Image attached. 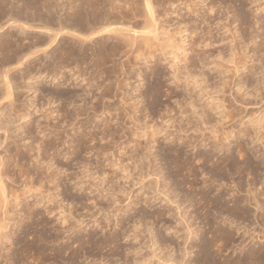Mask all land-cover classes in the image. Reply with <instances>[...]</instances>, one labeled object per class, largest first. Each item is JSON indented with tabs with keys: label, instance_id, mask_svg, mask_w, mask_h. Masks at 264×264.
<instances>
[{
	"label": "rangeland",
	"instance_id": "obj_1",
	"mask_svg": "<svg viewBox=\"0 0 264 264\" xmlns=\"http://www.w3.org/2000/svg\"><path fill=\"white\" fill-rule=\"evenodd\" d=\"M44 1H46V0H42V2H44ZM65 1L66 0H61L59 2L62 3ZM160 1L161 0H159V2ZM215 1L218 3V5L221 4V6L223 8L230 6L229 12H230V20L232 19V24H233L232 27H233L234 31L237 29L234 32V35H236L235 37L233 35V32L225 34V36H228V37L233 36L235 39L228 38V40L224 41L221 44L219 43V45L215 46V48L217 50L221 49L220 51L226 53L227 56L226 55L224 56V57H226L225 59L229 58L228 57L229 56L228 54L230 53L229 51L237 48V50L239 52L237 50H235V52H236V54H239V56H236V58H240L239 61H237V62L242 61L241 63L243 64L245 62L244 60H248V65H247L248 69L241 68V73L239 74L241 77L239 75H237L236 77H233L231 73H227V71L225 69L226 68H233L232 67L233 65L228 64V63H226L227 64L226 65L224 62H223V64L226 65L225 69H223L224 68L223 67L222 69L216 70L214 68V66L211 65V66H209L210 69L207 70V68L203 69L201 64H199V65H197V68L195 70L190 65V61L193 59L194 56L191 53V51L189 50L190 46H187V49H188L187 59L188 60L187 61L182 60V62L180 64V71L182 72V74L180 76L181 83L178 84V88H175V86L171 85V82H169L168 70L164 67L165 66L164 62H160V60H158V59H156L155 61L153 60V62L150 64V66H151L150 68L152 69V71L154 69V72L152 73L146 67L143 68L141 62L137 63L138 61L133 59V58H135V56H134L133 58H131L130 64H128L127 66L124 67L125 68L124 70H126V69L128 70V71L126 70V72H127L126 76L121 75L122 72H121V70L119 71L120 68L118 67L117 70H118L119 74H117V72H116V73H113L112 76L101 75L102 79L101 78L97 79V81L103 80V77H104V79L107 80V77H108V80L109 79H111V80L108 82L105 80L104 83L105 84L107 83L106 85L102 82L103 87H105V90H108L109 87H111V88H109V90L113 89V91H110L109 93H108L109 90L105 91L108 94L103 92V90H104L103 87L100 91L96 90L95 91L96 93L94 92V96H96V97H98L101 93L104 96H105V94H106V96L109 95L108 97L105 96L104 99L101 100L102 102L101 101L98 102L99 104L101 103L100 106H98L99 104H97L96 99L95 100L92 99V102H91V99H88L87 100V101H89L88 105H87V103L85 105V103L83 101L85 98H83V100L81 99V97H83V96L76 97V95H82V93L84 94L86 84L83 83L81 79L76 80V77L73 78V76H75L74 73L75 74H77V73L81 74V72H82V75L83 76L85 75L84 77L87 79V77H89L88 73L90 74L91 71L94 69L91 67L93 64H95L94 61L98 63L97 59L91 55V51L87 50V48H86V52H87L86 55L84 57H81V56L77 57L76 60L71 59L70 58L71 56L70 57L65 56L64 58H62L63 54L68 55V53L66 51L69 49H67V47L68 48H71L72 46L77 47L81 43L80 42L82 40L81 38H80V41H79V38H77V40L79 41L78 42L79 44H78L77 40L73 41L74 38L76 39V36H74L71 32H68V31L66 33L62 32L63 35L61 33H60L61 35L59 34L60 36L58 37V39L54 43V45L52 47L47 48V47H44L45 45H43V43H42L43 40H45V42H46L47 39H45V38H48V40H47L48 42L50 40L48 37L49 35L45 32H39V31L38 32H35V31L34 32H28L31 34L30 35L31 37L28 34V37L26 39L24 38L25 36L23 37V36L17 34V36L18 35H19V37L21 36L20 38L22 40L25 39L24 43L21 42V44L25 45V46L23 45L24 48L25 47L28 48L29 46L32 47L34 44L36 46L41 45V43L43 46H41L42 48L41 47L39 48L38 46L36 47L34 45L38 49V52H37V49H35V51L33 50L34 52H32V54L30 55L32 58L28 57L29 61L27 63H25L23 65V67H21V65L18 66L17 64L16 65L15 64H13V65L12 64L11 65H5L4 64V66L0 64L1 65L0 72L2 71L3 67H5V69L3 68V70H8V67L11 70L10 74L12 76L10 75L11 76L10 81H12V84H13V88H12L13 96L11 98H7V96H5L3 93V89L5 88V84L0 82V91H1L0 94L1 93L3 94V95L2 94L0 95V128H1V126L3 128L6 124L5 122H8V121L10 122V125H12V121L17 119V117H19L20 115H26L27 113L31 114L30 118L27 120H23V121L22 120H20V121L16 120L17 124H15V125L10 126V125H8L9 122L7 123L8 127L11 128V129H9L10 130L9 133H12V134H9L11 137H9V140L6 141L5 144H3L2 148H0V156L2 155V157L4 156L5 158H8V157L12 158L13 159L12 161L15 160L12 163V165H10L11 167H10L9 177H10L11 181L9 180L8 181L9 183H7L8 188H9L8 191L10 190L9 193H11V194L15 193V195L19 194V196H21L22 198L23 197L27 198V199L23 200L24 204L22 203L17 208L18 211L21 208H23L25 205H26L25 207L27 209H28V207L33 209L35 202L40 199V194L38 193L39 192L38 191L39 186H37V187L35 186L34 189L38 188V190H33V192H31V195L27 194L26 191L23 190V188L25 186V183H28L30 180L36 179V177H37L36 175H34V168L35 167H32V165H34V162H36V160L33 158L37 157L35 154L36 153L35 152L36 151L35 146L39 143L42 144V148L43 149L45 148L48 150L47 151L44 149V153H43L44 155L42 154V157H41L43 159L42 163H45V162L47 163L49 156L53 159H56V160L52 159V162H53V164L56 163L57 165L55 164V166L53 168H51V170H49L48 174L51 173L49 175H52V177L58 178V186L59 185L60 186L58 188L59 197H58L57 201L59 202V204H61L60 199H63V197L65 198L62 200V201L65 200L64 201L65 203L63 202V204H65V206L63 205L62 207H64L65 211L70 212V210H71L70 213L66 212L65 215H66V217L68 214H69L68 217L71 216L70 218H68V221L70 220V223L72 224V227L74 228V231L71 229L69 230V229L62 228L59 225L60 221H57L60 219V217L58 215H56V214H53L51 216H49L48 214L45 215L43 205L46 201H44L40 206L35 207L33 209L34 213L37 214L36 216L32 217L33 219L30 218L28 221L29 214H27V213L24 214L22 212H20V214L17 215L18 217L17 216L14 217L15 221H17L16 220L17 218L19 221L20 220L19 218H21V216H22L23 220L21 219L20 223H24V224L27 223L30 228L29 227L27 229L26 228L23 229L21 227L19 228L18 226H16L18 224L12 225V227L10 226L8 228L10 231L8 234L13 235V238L11 236V238L13 240L11 239V246H10V244L5 245L6 250H4V252H2L3 254L1 253V255H3L4 257L1 256L2 259L0 257V264H11V263H13L14 260L19 261L20 259L18 256H19V252H20V246L17 244V241L19 239H25L27 243H31L34 239V235H36L35 236L36 237V243L38 244V246L41 247L43 249V251H45L44 258H45L46 263L44 262V264H68V263L72 264V262H73V264H101V263L102 264H133L134 260L137 259V261H140L142 258H144L142 260H146V262L143 264H171L169 262V260H173V259L175 260L173 262L181 264V262H182L181 259L183 260V257H185L184 256L185 252L183 251L184 248H188V251L190 254L189 256H186V258H184L185 259L184 261H187L188 259H190V260H188L189 263L198 264L197 262L199 261V259L197 260V258H200L199 253H200V247L202 246L201 237L204 236L205 240L211 241V240H209L211 238H208V237H211L212 235L208 234L209 233V227L205 225L207 221L212 223V229H213L212 231L213 232H216L217 230H221V229L222 230L228 229L227 231L231 232V234L233 236V237H231V241H230L231 243H229L230 245L228 244L229 246L226 248L227 250L225 249V251H222V249H223L222 247H215L216 249L214 247L211 248V250L213 249L211 253H212L214 258L216 257L215 259H216V261L218 260L219 264L224 258H228L230 260H237V258L239 259V258H242L244 256L247 257L246 254H248L249 251H252L254 249L256 250V249L262 248L264 250V235H263L264 231L262 232V230H261V228L262 229L264 228V222H263L264 221V219H263V217H264V203H263L264 202V195H262L260 193V192H262V189L264 192V184H263L264 183L263 182L264 181V179H263L264 178V170H263L264 165L261 168H257V164H255L253 166V169H250V170L246 169L244 172V169L247 167V165H246L243 158H242V160H240V157L238 155L239 154L238 145L244 144L246 141V144H247L246 148H249V152H250V153L248 152V156L250 158L252 157V159L255 157L254 158L255 161H254V159H253V161L256 163H257V161L258 162H262V161L264 162V160H263V158H264V155H263L264 154V147H263L264 141H262L261 143L260 142L257 143L256 140L253 142L250 137L249 138L247 136L241 137V135H238L239 134L238 131L240 132L241 129H242V131H247L250 129L249 131H251V133L253 135L254 134L253 132H255V131H253V129L250 127L253 126V124H255V122L254 123L251 122V123H253L251 125L249 121H254L258 117H259L258 119H262V117H264V98H263L264 97V86H263L264 85V70L262 68H259L260 70H258L257 74L254 75L253 78L250 75V73H248L252 69L253 66H255L256 64L259 63V62H256V63L252 62L253 61L252 55H254V54H258V58H260L259 56H262L260 58V63L263 62V63H261V65H263L262 67L264 68V46H263L264 45V41H263L264 35L261 34V32L264 33V0H256V2H254V0H215ZM157 6H158V11H159L158 14L160 15V18H163L166 20V18H164V15H163V13L165 12L163 10H165L167 8L166 7L167 6L166 0H162L160 2V5L158 4ZM223 8H222V11L223 10L225 11V9H223ZM234 12L236 13V18L240 17L237 19H239V20L241 19L242 21L237 22V19L236 20L233 19V16L235 15ZM40 14H41V16L44 15V13H42V12H40L39 15ZM237 14H238V16H237ZM65 17L67 18V16H65ZM172 18H174V20H175V17H172ZM3 19L4 18H2L0 20V28H1V26H4L5 23H7L6 19H4L6 21L3 23V21H4ZM256 19H257V21L260 20L259 26L262 27V29H263V30L262 29L260 30L261 32L260 31L258 32L259 34H257V31H256L258 26H257V28H256V26L255 27L253 26V22L255 23ZM2 23H3V25H2ZM18 25L20 26V24H17V26ZM245 26L249 27V29L246 28ZM250 26H252L251 29H250ZM246 29L248 30V32L245 33ZM14 32L18 33V28H16V29H8L7 28L4 31H0V35H7V33L9 34V33H14ZM245 34L249 35V37L250 36H252V37L257 36V38H259V39H257V38H256V40H253L252 38L248 39L247 38L248 36ZM260 34H261V36H259ZM213 35L216 37L217 40L220 37V36H218V34H216V31L213 32ZM71 36L73 37V39ZM243 37L245 38V40H249V42L244 41ZM37 38H39V39H37ZM37 40L42 41V42L37 43ZM189 40H191V39H189ZM189 40H188V45L190 44ZM251 40H252V42H251ZM32 42H34V43L32 44ZM250 42H251V44H250ZM87 43L88 42L84 43V46L87 47L89 45ZM110 43L112 44L111 41H110ZM26 44H28V46ZM64 46H65V48L63 51H65V53L62 51V49H63L62 47H64ZM257 47L260 50L257 49ZM46 48H47V53L49 52L50 55L47 54L46 51H44ZM57 48H58V51L60 48V52H62V53L58 52ZM215 48H214V54L213 55L216 57L218 53L216 52ZM241 48H243V49H241ZM50 49L52 50L51 52H50ZM89 49H90V47H89ZM241 50H243V51H241ZM256 50H257V52H256ZM35 52H37L38 54H36ZM33 53H35L37 56L35 54L33 55ZM52 53H53V55H52ZM54 53H55V56H54ZM56 53L57 54L60 53V55L62 54L61 55L62 59L59 58L60 55L58 56ZM45 54H47V56ZM4 55H6V54H4ZM51 55L54 57L51 58L52 57ZM245 55H247V56H245ZM6 56H8V55H6ZM90 56H92V57H90ZM122 56L123 55L117 56L118 62H120V60H121V62L126 61L125 58L127 59V57L123 56V59H122ZM68 58H70V59H68ZM79 58L82 60L80 61ZM113 59H117V58H113ZM211 59H213V58H211ZM82 61L83 62L85 61V62L83 63ZM114 61H116V60H114ZM53 62H55V63H53ZM106 62H107L106 67L108 69L106 67H103L102 68L103 70H104V68H105V70L106 69L109 70L110 67L111 68L113 67L114 63L109 64V62H111L110 59H107ZM47 63H48V65H47ZM260 63L257 65V69H258ZM43 64H44V66H43ZM49 64H52L53 67H52V65H49ZM74 64L76 66H74ZM117 64H119V63H117ZM77 65H79V66H77ZM224 65H222V66H224ZM29 66H30V69H32V73H33L32 76L33 77L31 76L29 79L25 78V79L19 80V81L13 80L17 76L21 75L20 70H17V69H19V67H20V69L24 70V69H26V67H29ZM133 66H134V68H133ZM49 67L51 69H54L56 67L55 68L56 69L55 74L58 77L56 79V81L51 77H44L43 78L41 76V70L40 69H42V72H43L46 70L45 68H49ZM73 67H75L76 70L75 69L73 70ZM116 68H117V66H116ZM129 68H131V69H129ZM140 68L142 70L146 71V72L144 71L145 74L147 73L145 76L146 82L144 81L145 87L143 88L142 91H144V89H146V86H147V88L153 87L152 89L158 90L157 92L154 91L155 98L154 97H152V98H146L145 97L146 99L145 98L143 99L144 103L142 104V107H141V105L139 106L138 114L136 115L137 119H139L138 121L141 122V124L144 122L146 114H147L146 117L149 116L146 120L149 126H153V125L157 124L158 128H154L157 131L156 134L154 135V136H156V137H154V139H156L157 141L153 144L152 143L149 144L147 142L148 141L147 139H150L149 137L154 134V132H153L154 130L153 131L147 130V136L148 137L146 136V137H143L140 139H138L137 137H132V136L128 137L129 134L126 130L128 128H131L132 125L129 123L130 121L128 120V118L123 117V108L127 109L126 105L123 106V104H122L123 102L122 101H121L122 103L119 102L121 100L120 97H122L124 94L125 95L126 94L132 95V97H134V98L136 96H138L137 91H135L136 87L139 86L138 85L139 83H138L137 78H136V73ZM185 69L192 71L191 73L193 76L194 75L198 76V74H200L201 71H203L202 73H205V74L207 73L206 75H207L208 81H206V83H205L206 86H204V87H208L207 90L209 92L208 91L207 92L210 93L209 95L211 97L214 96L216 101L211 99V97L207 98L205 96L199 95L198 91H193L191 86L188 88L187 84L184 82L185 81L184 77H186L185 76ZM95 70H96V68H95ZM131 70H133L135 72H133ZM37 71L40 73H38ZM87 71H89V72H87ZM129 71H130V73L131 72L133 73V74L131 73L132 76L130 75V73H128ZM13 72H15V73H13ZM46 72L47 71L43 72V73H45L44 76L46 75ZM260 72H261V74H259ZM262 72H263V74H262ZM37 74L39 76H41L42 78H39V76ZM109 75H111V74H109ZM134 75H135V77H134ZM247 75H249V77H250V83L248 84V88H247L248 90H246L247 92L242 90L240 93L237 90V86L233 87L234 84H232V83L237 82L235 84H239V82L241 80L245 81L244 79H246ZM133 77L136 79H133ZM128 78H129V80H128ZM115 79H117V80H115ZM125 80H127L126 83H124ZM14 81L16 82V84ZM113 81L114 82L116 81V82L113 83ZM117 81L120 82V85H119V82H117ZM224 82H228L226 87H224ZM98 83L100 84L101 82L98 81ZM110 83H111V85H110ZM117 83H118L119 87L117 86ZM254 83H255V85H254ZM256 83H258V85H261V86H259L260 89ZM29 85L34 86V87L39 86V89L41 88L42 90L46 91L45 94L50 92L51 94L53 93L54 96L57 95L56 96L57 101H58V98L60 101L56 102V104L54 106L50 107L48 105L47 108L45 106V109H40L41 103L43 105V102L46 103V100L43 99L42 96H40L41 95L40 92H38V94H33V91L28 92ZM112 85H115V86H112ZM122 85H123V87L120 88V86H122ZM220 86H221V88H220ZM216 87H217V90L214 89ZM251 87L252 88L254 87L253 89L255 91H253V89ZM117 88L118 89L120 88V89H122V91L123 90H125V91L122 92L121 90H118ZM218 88H220V89H218ZM261 89H262V91H259L260 93L256 92V91L261 90ZM219 90L220 91L222 90L224 93L222 94V91L220 93H218L217 91H219ZM190 92L191 93L195 92L193 95L194 98H192L193 100L195 99V101H197V99H198V101L196 103L198 114H200V115L203 114L201 112L202 109L200 111L199 105H201V104L206 105V102H207V105H209V106L211 105L212 102H214V103H212L213 107H214V105H220L221 104L220 106H222L223 110H224L223 114L228 113L227 118H225V116L224 117L222 116V118H220L219 117L220 115H218V113L216 115L215 111H214V113H211V111L209 113V119L211 118L210 121L212 122L211 125H215V126L217 125L216 127L220 126L218 129V131H220L219 139L225 138V133L227 135V134H231L233 131V135H230L227 138V140L224 141V139H223V142H221V140H220L221 144L222 143H224V144H222V145L219 144L220 143L219 140H218L219 143L218 142L216 143V141H217L216 140L214 142V143H216L215 146L217 144L219 146L217 145L218 147L216 146L213 149L214 143H212L213 141H211L212 139H210L208 132L203 131L204 134H201V133H203V132H201V130H204V128H206L205 125H203V126L199 125L200 128H202V129H200V132L199 131L196 132L193 130L194 125L192 123H194V121L196 119L193 116H191L192 113L189 111L190 108L188 107V104H186L187 102L190 103L189 102L190 100H188V99H190V94H191ZM215 92H216V94H215ZM245 92L248 93L249 96L254 92L257 97L253 93L254 95L252 94L251 95L252 97L250 96V98H249V96L247 97L248 94L246 95ZM115 93H116V97H115ZM171 93L173 95H170ZM196 93L198 94V96L196 95V97H195ZM243 93H245V94H243ZM62 94H64V96H72V97L74 96V99H72L71 101L75 100L76 102L75 101H73V102L75 103L76 106H78L80 104L79 107H82L84 110L88 109L89 113H91L90 112L91 110H89V108L93 107L92 105H95V107L98 106V108L99 107L103 108V109L97 110L99 114H101V110L107 111L109 109V113L107 111V114L109 116L107 114H105V115L103 114L102 119H103V121L105 120V122H103V121H97L96 122L95 118L93 119L94 121L88 122L87 121L88 115H86L84 113L82 115H80L79 117L78 116H71L73 114L72 109H73L74 103L72 102L71 105H68V102H69L68 100L65 99L62 101L61 99L64 98V96ZM117 94H118V96H117ZM168 94H169V96H168ZM260 94L261 95L263 94V96H261ZM61 95L63 98H61ZM111 95H113V96H111ZM242 95H243V97H242ZM244 95H246V97ZM200 96H201V98H200ZM254 96H255V98H254ZM105 98H106V100H105ZM122 98H124V96ZM216 98H219V99L217 100ZM234 98H236V101ZM209 99H210V101H209ZM242 99L245 101H243ZM176 101L180 102L181 108H179V106L177 107V104H175ZM184 101H186V102H184ZM199 101H200V103H198ZM240 101H242L244 103L243 107L241 105L243 103L242 102L240 103ZM232 102H235V103H232ZM89 103H90V105H89ZM146 105L148 107L153 108V109L150 112H148L150 110V109H148L147 111H144L145 112L144 113L142 111L144 110L143 107H145ZM127 107H128V105H127ZM51 108H53L55 111V113L53 115L50 114ZM115 108H116V110H115ZM119 108H121V109H119ZM188 108H189V110H188ZM236 108H238V109H236ZM167 109L173 110V112L171 114L168 113L169 115L167 113L165 114V112H167ZM40 110H41V112H40ZM46 111H47V113H46ZM106 111H105V113H106ZM185 111H187V112L185 113ZM232 111H234V112H232ZM183 112H184V114L181 115V113H183ZM234 113L236 116L231 117V115ZM143 115H145V116H143ZM163 116L166 117L165 118L166 120H169V119L171 120V118L173 117L170 124L168 125L169 128H167V129L165 128V127H167V125L166 126L161 125V119L164 118ZM245 116L249 117V118L251 117L252 119L246 118ZM45 117L47 119H45ZM90 117H92V114L90 115ZM190 117H193L195 120L190 118ZM234 117H237V118H234ZM238 117H240V118H238ZM202 118H203L202 119V121H203L204 120L203 115H202ZM188 119H189L190 123L192 122L191 124H189L187 122ZM232 119H235V120L233 121ZM239 119L242 120V122L245 124H242L241 121H239ZM107 122H108V124H107ZM37 123L42 124L41 126H44L46 128V134L44 133L45 134L44 136L39 134L40 131L37 130V128H36ZM186 123H187V125H186ZM195 123H196V121H195ZM216 123H218V124H216ZM105 124H107V126ZM179 124H180V126L183 124L182 127H179ZM19 125L22 126L21 131H19V130L17 131V126H19ZM191 125H193L192 128L190 127ZM104 128H107L106 132L108 131L107 132L108 135L105 133L107 138H108V139L106 138V140H105L107 142L102 141V143H97L98 146L93 148L91 151L89 149H87L88 147H92L94 144H96V142L91 143L89 141L90 140L89 137L92 134H94V132L98 131L99 129L102 130ZM124 128H125V130H123ZM179 128H180V131H184L182 129V128H184L186 132H184V133L181 132L182 133L181 134L179 132ZM187 128H189V129H187ZM190 128H191V130H190ZM121 129L123 130V134L121 132L122 131ZM114 131H116V132H114ZM236 131H237V133H236ZM29 132H30V134H29ZM257 132H259V131H257ZM125 133H127V134H125ZM15 134H16V136L19 135V137L16 140H15V137H16ZM112 134H114V135H112ZM124 135L126 136V138H124ZM175 135H176V137H175ZM6 136H7V134H6ZM83 137L86 138V139L84 138L85 141L82 139ZM109 137L114 138V140L112 138H109ZM80 139L84 142V144L81 142ZM133 139H134V142H133ZM177 139L178 140L182 139V141L183 140L184 141L182 143L180 140L178 141ZM4 140H5L4 130H0V142H3ZM240 140H242V141L240 142ZM15 141H17V142H15ZM189 141H191L189 143L191 145H187V144L184 145L185 143H187ZM85 142L88 144L86 145ZM24 146H26V147H24ZM221 146H223L224 148ZM171 149H172V151H171ZM176 150L183 151V152H181L182 153L181 155H183L182 160H186V161L188 160V162L190 164L189 170L184 168L183 169L184 172H183L182 169H178L174 165L170 164L173 161H175V159H176V157H174V156H176L175 155ZM5 152H6V154H5ZM45 152H46V154H45ZM172 153H174V155ZM143 154H145V155H143ZM205 154L207 156L211 157L210 160L212 162L209 161V162H206V164H205L204 161H200L201 158H203ZM64 155H67V156L64 157ZM141 155L144 157L139 158V157H142ZM169 155H171V156L169 157ZM136 157H138V158H136ZM146 157H147V159L149 157V159L147 160ZM227 157H228V159H226ZM163 158H164V161L162 160ZM171 158L172 159L174 158V159L172 160ZM231 158L234 159L238 164L240 162V164H239L240 167L243 164L242 171L244 173L243 172L240 173V172L236 171L235 169L231 168V160H232ZM198 159H200V160H198ZM224 159H226V160H224ZM170 160H172V162ZM142 161H144V162H142ZM226 161H228V162H226ZM217 163L222 164V165L218 164V165H221V169H222V171H220V173H218L219 171H217L215 169V167L218 166ZM212 164H214V165H212ZM57 166H58V168H57ZM173 166L176 168V172H175V169L173 168ZM19 169L20 170L27 169L28 171H30L32 173L33 178L27 177V176H25V174L19 173L20 172ZM55 169H57L56 170L57 172L55 171ZM58 169L59 170L61 169V171H59ZM193 169L195 170V172ZM122 170L125 172H123ZM262 170H263V172H262ZM58 171L62 175L59 174L58 176H56L59 173ZM152 171H153V173L150 175L149 173H151ZM180 171H182V172L180 173ZM254 171H256V172H254ZM101 172L103 174H106V175L101 177V175H100ZM191 173H193V175ZM48 174H46V171H45V177L47 179H49ZM99 175L101 178L99 177ZM176 175H178V176H176ZM180 175H182V176H180ZM123 176H124V179H123ZM216 176H217V178H216ZM167 177H169V178H167ZM194 177H195V179H194ZM210 177H211V179H210ZM28 178L30 179L29 181H28ZM170 178H171V180H170ZM252 179H255V181H257L256 182V184H258V185H256L257 188H256V186L250 185L254 182V180H252ZM251 180L253 182H251ZM261 180H262V182H261ZM183 181H184V183H183ZM206 182H208V183H206ZM212 182H213V184H212ZM217 182H219V183H217ZM238 182H239V184H241V187H243V188L240 187L241 190H238V185H239ZM186 183H187V185H186ZM188 183H191V185ZM34 185H38V184H34ZM48 186L49 185H45V187H46L45 190H48V188L50 189L51 186L53 187L52 184L50 185V187H48ZM52 187H51V193L54 194L56 192L54 191V189ZM252 187H254V188H252ZM101 189L105 190V192L102 191ZM108 190H110L109 193H108ZM118 190H123L125 192V194L124 193L121 194L120 192L118 193ZM252 190H254V191H252ZM42 191H43V189H42ZM168 191H169L168 195L170 196V198L174 199L175 202L176 201L180 202L178 205H182L181 206L182 208L180 206H179V208H177V204H175V203L174 204L176 206L175 205L172 206L173 204L166 202L167 200L162 195L164 193L167 194ZM248 191H250V192H248ZM256 192L258 194H255ZM36 193H38V194H36ZM247 193H251V194L254 193L255 195L254 194H253L254 196L251 194L247 195ZM259 194H261L263 197H261V195H260V198H259L258 197ZM127 195H129V196H127ZM186 195H188V196H186ZM202 195L207 196V198H208L207 200H209V201H207L208 203H205L200 199L202 197ZM256 195H257V199L255 198ZM114 196H116V197H114ZM196 196H201V197L199 198ZM247 196L248 197L253 196L257 200V201L255 200V203L257 205H259V204L260 205L257 207L254 202H252V204H255V205L250 204V201H253V199H254L253 197H252V200H251V197L248 198V201L250 200L248 203V201L246 200ZM173 197H175V198H173ZM188 197H189V199H188ZM176 198H177V200H176ZM178 198L179 199L181 198L182 200L181 199L178 200ZM93 200H94V202H92ZM233 201H235V202H233ZM58 202H57V206H58ZM67 202H69V203H67ZM213 202H214V204H216V202L217 203L219 202L220 204L226 206L227 208L225 210H219L221 208L219 206H217V204L215 206L213 204ZM237 202H239V204L241 205V208H243V207L245 208V210L247 211V214H246L247 216L246 215L243 217L238 216L239 217V219H238L237 215H234L235 216L234 217L231 214H229L228 211L231 210L234 207V203H237ZM150 203H152V204H150ZM203 203L206 205L208 204L207 207ZM11 204L13 205V204H15V202L12 201ZM50 205H53V204L49 203L48 206H50ZM201 205H203V206H201ZM8 206H11V205H8ZM59 206H61V205H59ZM204 207H205V209H202ZM159 208L161 209V211ZM103 209H105V210H103ZM107 209H108V211H107ZM157 211L158 212L164 211V213L163 212L162 213L165 216L160 218V220H158L156 217ZM168 211H169V214L167 213ZM185 213L187 215H185ZM221 214H222V216H221ZM182 215H184V216H182ZM248 215H249V217H248ZM41 217H44V218H41ZM145 217H146V219H145ZM231 218H233V219L231 220ZM42 219H43V221H44V219L46 220L45 221V223L47 224L46 227L45 228L35 227L36 226L35 224L37 223V221L38 220L41 221ZM108 219H109V221H108ZM141 219H142V222H144V223L140 222V224H139L138 222ZM184 219H186L185 221L188 224H186L185 221H182ZM77 220L78 221L80 220L81 222L79 221V223H81L83 225L78 224ZM137 220H138V222H137ZM121 222H122V224H121ZM145 222H147V223H145ZM231 222H232V224H231ZM233 222H234V224H233ZM98 224H99V226H98ZM134 224H139L140 226L142 224L141 229H140V227H138L139 225L136 226ZM185 224L189 225L191 228L193 227V229L196 232L193 229L192 230L197 234L196 235L193 232V236L189 237V240L187 242L188 246L187 245L184 246V244H183L184 239L187 236L186 229L188 227V226L187 227L184 226ZM73 225L77 226L78 229L76 227H74ZM22 226H23V224H22ZM214 226H215V228H214ZM63 227H65V226H63ZM135 227H136V229H134ZM151 227H152V229L150 230ZM172 227L174 230L172 229ZM17 228H19L20 230ZM145 228H147V229H145ZM175 229L177 230V232ZM152 230H153V232H152ZM155 230H156V232H155ZM179 230H180V232H178ZM259 230H261V231H259ZM157 232H158V234H157ZM248 232H249V234H248ZM261 232L263 234H261ZM201 233L204 235H201ZM51 234H53V235H51ZM42 235L43 236L46 235V236L59 237L61 240L60 244L52 246L51 244H47V243L45 244L44 242H39V241H41ZM149 235H150V237H149ZM88 236H92L95 238V240H98V241H108L107 245L110 244V246L106 247V249L105 248L94 249V247H91L90 245L88 246V244H86L85 242L82 244V242L84 240H87ZM134 236H136L137 239ZM183 236H184V239H183ZM152 238H153V241L158 240V244L160 243L159 245H156L155 248L153 245H151L152 244V240H151ZM191 239H192V241H191ZM76 240H82V242L75 245ZM150 240H151V243H150ZM113 241L116 243L111 244ZM116 245H118L117 247H120V248H114ZM220 246H222V245H220ZM85 247L86 248L88 247V248L85 249ZM62 248L64 249L65 252L63 251L62 254H60V252L62 251L61 250ZM241 248H242V250H241ZM52 249L55 252H53ZM74 249H77V251ZM156 249H158L159 251H157V252L155 251L156 256H154L152 252ZM59 250H61V251H59ZM135 250H136V252H135ZM66 251H68V252H66ZM69 252L75 253V255L72 256V258H71V257H69L71 254ZM76 252H77V254H76ZM4 253H6V255ZM54 253L59 254V255L56 257L55 255H53ZM215 253H217V254H215ZM13 257H16V258L14 259ZM4 258L8 259V260H5ZM179 261H181V262H179ZM32 263H33V261L31 262V264ZM18 264H29V263H27V261L25 262L24 260H20V262Z\"/></svg>",
	"mask_w": 264,
	"mask_h": 264
},
{
	"label": "bare ground",
	"instance_id": "obj_2",
	"mask_svg": "<svg viewBox=\"0 0 264 264\" xmlns=\"http://www.w3.org/2000/svg\"><path fill=\"white\" fill-rule=\"evenodd\" d=\"M59 1H61V0H46V1H44V2H42V0H0V20L2 19V18H4V19H6V20H2L3 21V23L6 21L7 23H5L4 24V26H1V28H0V31H4L5 29H16V28H18V33H16V32H14V33H7V35H0V64L1 65H3L4 66V64L5 65H13V64H17L18 66L19 65H21V67H23V65L25 64V63H27L29 60V58L28 57H31L30 55L32 54V52H34L35 51V49H37L36 47L38 46L39 48L41 47V46H43V45H45L44 47H47V48H49V47H52L53 45H54V43L57 41V39H58V37L62 34V32H71L74 36H76V39L74 38L73 39V37H72V39H73V41L74 40H77V38H79V41H80V38L82 39L80 42V44L78 43L79 41L77 40V43L79 44H77L78 46L77 47H75V46H72L71 48H68L67 47V49H69V50H67L66 52L68 53V55L66 54V55H62V58H64L65 56L67 57V56H71L70 58L71 59H77V57H84L85 55H86V48H87V50H90L91 51V55L94 57V58H96L97 59V61H98V63L97 62H95L94 61V63L95 64H93L91 67L92 68H94L92 71H91V73L89 74L88 73V75H89V77H87V79L82 75V72H81V74L80 73H77V74H75L74 73V75L75 76H73V78L74 77H76V80H79V79H81L82 80V82L83 83H85L86 85H85V91H84V94L82 93V95H76V97H78V96H83V97H81V99L83 100V98H85L83 101H84V103H85V105H86V103H87V105H88V102L89 101H87L88 99H91V102H92V99L93 100H95L96 99V101H97V104H99L98 102H100L102 99H104V97L106 96V94H108L110 91H113V89L112 90H109V88H111V87H109L108 88V90H105V87H103V83L105 82V80L106 79H104V77H103V80H98V81H100L101 83L99 84L98 83V81H97V79H100L101 78V75H104V76H106V75H108V76H112V74L113 73H116L117 72V74H119L118 73V67L120 68L119 69V71L121 70V75H124V76H126L127 75V72H126V70H124L125 68V66H127L128 64H130V61H131V58H133L134 56H135V58H133V59H135L136 61H138L137 63H139V62H141L142 63V66H143V68L144 67H146L147 69H149L152 73L154 72V69H153V71H152V69L150 68L151 66H150V64L153 62V60L155 61L156 59H158V60H160V62H164L165 63V68L168 70V77H169V82H171V85H174L175 86V88H178V84L179 83H181V79H180V76H181V74H182V72L180 71V64H181V62H182V60L184 61H187L188 59H187V52H188V49H187V46H190V48H189V50L191 51V53L193 54V59L190 61V65H191V67L192 68H194L195 70H196V68H197V65H199V64H201V66H202V68L204 69H206L207 68V70L208 69H210L209 68V66H211V65H213L214 66V68L216 69V70H219V69H222L223 67V69H225L226 68V63H228V64H231V65H233L232 67L233 68H226L225 70L227 71V73H231L232 74V76L233 77H236L237 75H239L240 73H241V68H245V69H248V67H247V65H248V60H244L245 62L242 64L241 62L242 61H240V62H237V61H239V59L240 58H236V56H239V54H236V52H235V50H237V48L236 49H232L231 51H229L230 53L228 54L229 56V58H227V59H225L226 57H224L225 55H226V53H224V52H222V51H220L219 49L217 50L216 48H215V46H218L219 45V43L221 44V43H223L224 41H226V40H228V38H233V39H235L234 37L236 36V35H234V32L237 30H235L234 31V29H233V27H232V19L230 20V6L229 7H225V8H223L222 6H221V4L220 5H218V3L215 1V0H166V9L165 10H163V11H165L164 13H163V15H164V18H166V20L165 19H163V18H160V15L158 14L159 13V11H158V4L160 5V2L162 1H160L159 2V0H66L65 2H62V3H60ZM254 2H256V0H254ZM157 4V5H156ZM254 4V3H253ZM165 5V4H164ZM222 8L223 9H225V11L223 10L222 11ZM233 8V7H232ZM40 12H42V13H44V15H42L41 16V14L39 15V13ZM224 12V13H223ZM234 16H233V19H237V18H240V17H237L236 18V13L234 12ZM221 15V16H220ZM65 16H67V18L65 17ZM237 16H238V14H237ZM2 17V18H1ZM172 17H175V20H174V18H172ZM257 18V17H256ZM234 21V20H233ZM240 22V21H242L241 19L239 20V19H237V22ZM252 21V20H251ZM255 21V20H254ZM260 21V20H259ZM259 21H257V19H256V22L254 23L253 22V26L255 27L256 26V28H257V26H258V28L256 29V31H257V34H259L258 32L262 29V27H260L259 25H260V23H259ZM3 23H2V25H3ZM7 24V25H6ZM17 24H20V26L18 25L17 26ZM6 25V26H5ZM3 27V28H2ZM38 27V28H37ZM246 27V26H245ZM251 27L252 26H250V29H251ZM253 27V28H254ZM40 28V29H39ZM246 28H248L249 29V27H246ZM245 29V28H244ZM263 30V29H262ZM45 32V33H47L49 36V42L47 41L48 40V38H45V39H47L46 40V42H45V40H43V42L42 41H38L37 40V43L38 42H42L43 43V45H42V43H41V45H31L32 47H28V48H24V44H21V42L22 43H24L25 41V39L28 37V34H29V36L31 35L30 33H28V32ZM216 31V34H218V36H220L219 37V39L217 40L216 39V37L213 35V32H215ZM233 32V35H234V37L233 36H231V37H228V36H225V34L226 33H232ZM246 32H248V30L246 29V31H245V33ZM250 32V31H249ZM261 32V31H260ZM61 33V34H60ZM70 33V34H71ZM244 33V32H243ZM17 34H19V35H21V36H25L24 38L25 39H21L20 37H19V35L17 36ZM60 34V35H59ZM248 34V33H247ZM247 34H245V35H247ZM250 34V33H249ZM261 34H263L264 35V33H262L261 32ZM261 34L259 35V36H261ZM63 35V34H62ZM66 35V34H65ZM251 35V34H250ZM262 35V36H263ZM69 36V35H68ZM244 36V35H243ZM248 37V39H250V38H252L253 40H256V38H257V36L256 37H252V36H250L249 37V35H247ZM31 37V36H30ZM29 37V38H30ZM47 37V36H46ZM28 38V39H29ZM33 38V37H32ZM36 38V37H35ZM264 38V37H263ZM14 39V40H13ZM27 39V40H28ZM37 39H39V38H37ZM189 39H191V40H189ZM243 39H244V41H247V42H249V40H245V38L243 37ZM257 39H259V38H257ZM41 40V39H40ZM188 40H189V42H190V44L188 45ZM263 40V39H262ZM110 41L112 42V44L110 43ZM264 41V40H263ZM86 42H88L87 44H89L87 47L86 46H84V43H86ZM251 42H252V40H251ZM251 42H250V44H251ZM255 42V41H254ZM34 42H32V44H33ZM36 43V44H37ZM110 43V44H109ZM24 45V46H23ZM27 46H28V44H26ZM67 45V44H66ZM249 45V44H248ZM68 46V45H67ZM247 46V45H246ZM264 46V45H263ZM262 46V47H263ZM70 47V46H69ZM89 47H90V49H89ZM42 48V47H41ZM47 48L44 50V51H46V53H47ZM63 49H62V51L64 50V48H65V46L64 47H62ZM214 48L216 49V52L218 53L217 54V56L215 57L213 54H214ZM239 49V48H238ZM241 49H243V48H241ZM257 49H259L258 47H257ZM32 50V51H31ZM34 50V51H33ZM41 50V49H40ZM56 50V49H55ZM260 50V49H259ZM263 50V49H262ZM49 51V50H48ZM52 50L50 49V52H51ZM57 51H58V48H57ZM238 51V50H237ZM241 51H243V50H241ZM255 51V50H254ZM37 52H38V49H37ZM37 52H35L36 54H38ZM43 52V51H42ZM58 52H60V48H59V51ZM64 53H65V51H63ZM213 52V53H212ZM239 52V51H238ZM256 52H257V50H256ZM259 52V51H258ZM35 53H33V55L35 54ZM45 53V52H44ZM60 53H62V52H60ZM60 53L59 54H57L58 56L60 55ZM262 53V52H261ZM4 54H6V55H8V56H6V55H4ZM10 54V55H9ZM35 54V55H36ZM41 54V53H40ZM47 54H49V52L47 53ZM47 54H45L46 56H47ZM89 54V53H88ZM260 54V53H259ZM50 55V54H49ZM48 55V56H49ZM52 55H53V53H52ZM51 55V56H52ZM61 55H60V57L59 58H61ZM118 55H123V56H125V57H127V59L125 58V60L126 61H124V62H121V60H120V62H118L117 60H118ZM262 55V54H261ZM37 56V55H36ZM54 56H55V53H54ZM54 56H52L51 58H53ZM92 56H90V57H92ZM123 56H122V59H123ZM227 56V55H226ZM245 56H247V55H245ZM253 56V63H256V62H259L260 63V58L262 57V56H259L260 58H258V54H254V55H252ZM73 57V58H72ZM32 58V57H31ZM37 58V57H36ZM61 58V59H62ZM70 58H68V59H70ZM113 58H117V59H113ZM211 58H213V59H211ZM44 59V58H43ZM56 59V58H55ZM67 59V58H66ZM80 59V58H79ZM88 59V58H87ZM107 59H110V61L111 62H109V64H111V63H114L113 64V67L111 68L110 67V69L109 70H107L108 68L106 67L107 66V62H106V60ZM120 59V58H119ZM238 59V60H237ZM247 59V58H246ZM74 60V61H75ZM82 59H80V61H81ZM114 60H116V61H114ZM218 60V61H217ZM79 61V62H80ZM92 61V60H91ZM251 61V60H250ZM262 61V60H261ZM39 62V61H38ZM57 62V61H56ZM83 62V61H82ZM85 62V61H84ZM83 62V63H84ZM116 62V63H115ZM134 62V61H133ZM223 62L226 64V65H224L223 64ZM31 63V62H30ZM53 63H55V62H53ZM63 63V62H62ZM68 63V62H67ZM73 63V62H72ZM71 63V64H72ZM93 63V62H92ZM117 63H119V64H117ZM135 63V62H134ZM258 63V64H259ZM261 63H263V62H261ZM261 63H260V65H261ZM77 64V63H76ZM87 64V63H86ZM133 64V63H132ZM258 64H256L255 66H253L252 67V69L248 72V73H250V75L252 76V78H253V76L254 75H256L257 74V72H258V70H260L259 68H262L263 70H264V68L262 67L263 65H259V67H258V69H257V65ZM1 65H0V67H1ZM42 65V64H41ZM47 65H48V63H47ZM49 65H52V64H49ZM73 65V64H72ZM222 65H224V66H222ZM43 66H44V64H43ZM58 66V65H57ZM74 66H76L75 64H74ZM77 66H79V65H77ZM116 66H117V68H116ZM136 66V65H135ZM11 67V66H10ZM15 67V66H14ZM51 67V66H50ZM45 68L46 70L45 71H47L46 72V75L44 76V74L45 73H43V72H45V71H43L42 72V69H40L41 70V76L44 78V77H51V78H53L55 81H56V79L58 78L57 77V75L55 74V72H56V67L54 68V69H51V68ZM52 67H53V65H52ZM103 67H106L107 69V71L105 70V68H104V70L102 69ZM129 67V66H128ZM132 67V66H131ZM4 69H5V67H3ZM3 68H2V71L0 72V82H2V83H4L5 84V88L3 89V93H4V95L5 96H7V98H11L12 96H13V93H12V88H13V84H12V81H10L11 79V74H10V72H11V70L9 69V67H8V70H3ZM18 68V67H17ZM33 68V67H32ZM35 68V67H34ZM42 68V67H41ZM77 68V67H76ZM79 68V67H78ZM95 68H96V70H95ZM133 68H134V66H133ZM251 68V67H250ZM12 69V68H11ZM75 69V67H73V70ZM129 69H131V68H129ZM214 69V70H215ZM261 69V70H262ZM1 70V69H0ZM17 70H20V73H21V75L20 76H17L15 79H13V80H15V81H19V80H23V79H25V78H30L31 76H32V69H30V66L29 67H26V69H20V67H19V69H17ZM58 70V69H57ZM76 70V69H75ZM134 70V69H133ZM133 70H131V71H133ZM194 70V71H195ZM262 70V71H263ZM34 71V70H33ZM90 71V70H89ZM89 71H87V72H89ZM128 71V70H127ZM144 71L145 70H142L141 68L137 71V73H136V78H137V81H138V87H136V89H135V91H137V93H138V96H136L135 98L134 97H132V95H128V94H124L123 96H124V98H122V97H120L121 98V100L119 101V102H121L122 104H123V106L124 105H126V108L127 109H125V108H123V117H125V118H128V120L130 121L129 123L132 125V127L131 128H126L127 130V132H128V134H129V136L128 137H130V136H132V137H137L138 139H140V138H143V137H146L147 136V130H151V131H153L154 132V134L152 135V136H150L149 138L150 139H147L148 141V143L150 144V143H155L157 140L156 139H154V137H156V136H154L155 134H156V130L154 129V128H158L157 127V124H155V125H153V126H149L148 125V123H147V118L149 117H146L147 116V114H146V116L145 115H143V116H145V119H144V122L141 124V122H139L138 120L139 119H137V117H136V115L138 114V109H139V106L141 105V107H142V104L144 103V101H143V99L146 97V98H152V97H154L155 98V94H154V91H158L157 89L156 90H154V89H152V88H147V86H146V89H144V91H142L143 90V88L145 87V76H146V74L144 73ZM223 71V70H222ZM225 71V72H226ZM38 72V71H37ZM36 72V73H37ZM77 72V71H76ZM80 72V71H79ZM133 72H135V71H133ZM146 72V71H145ZM192 71H190V70H187V69H185V76L186 77H184V82L187 84V86H188V88L191 86L192 87V89H193V91H198V94L199 95H201V96H205V97H207V98H210L211 96L209 95L210 93H208L209 91L207 90V88L208 87H204V86H206L205 85V83H206V81H208L207 80V73L205 74V73H202L203 71H201V73L200 74H198V76H196V75H192V73H191ZM13 73H15V72H13ZM38 73H40V72H38ZM84 73V72H83ZM128 73H130V71L128 72ZM132 73V72H131ZM131 73H130V75H131ZM243 73V72H242ZM35 74V73H34ZM59 74V73H58ZM87 74V73H86ZM109 74H111V75H109ZM133 74V73H132ZM259 74H261V72L259 73ZM262 74H263V72H262ZM11 75V76H10ZM38 75V74H37ZM60 75V74H59ZM120 75V76H121ZM39 76V75H38ZM41 76H39V78H42ZM119 76V77H120ZM132 76V75H131ZM240 76V75H239ZM33 77V76H32ZM84 77V78H83ZM134 77H135V75H134ZM133 77V79H136V78H134ZM241 77V76H240ZM112 78V77H111ZM114 78V77H113ZM121 78V77H120ZM102 79V78H101ZM131 79V78H130ZM239 79V78H238ZM34 80V79H33ZM111 79H109L108 80V77H107V82L108 81H110ZM115 80H117V79H115ZM128 80H129V78H128ZM245 81H240L239 82V84H235V83H237V82H234V83H232V84H234V86L233 87H236L237 86V90H238V92H240L241 93V91L242 90H244V91H246V90H248L247 88H248V84L250 83V77H249V75H247L246 76V79H244ZM14 81V82H15ZM29 81V80H28ZM27 81V82H28ZM126 81L127 80H125L124 81V83H126ZM136 81V80H135ZM145 81V82H144ZM103 82V83H102ZM116 82V81H115ZM114 81H113V83H115ZM117 82H119V81H117ZM131 82V81H130ZM227 83L228 82H224V87H226V85H227ZM259 83V82H258ZM258 83H256L257 84V86L259 87V86H261V85H258ZM15 84H16V82H15ZM105 84V83H104ZM107 84V83H106ZM105 84V85H106ZM3 85V84H2ZM32 85V84H31ZM110 85H111V83H110ZM116 85V84H115ZM115 85H112V86H115ZM119 85H120V82H119ZM215 85V84H214ZM254 85H255V83H254ZM117 86H118V83H117ZM209 86V85H208ZM264 86V85H263ZM102 87H103V92H105V91H108V93H106L105 94V96L104 95H102V93L98 96V97H96V96H94V92L97 90V91H100L101 89H102ZM119 87V86H118ZM121 87H123V85L122 86H120V88ZM150 87V86H149ZM158 87V86H157ZM210 87V86H209ZM83 88V89H84ZM107 88V87H106ZM114 88V87H113ZM118 89V90H121L122 91V89ZM220 88H221V86H220ZM220 88H218V89H220ZM252 88V87H251ZM254 88V87H253ZM252 88V89H253ZM215 90H217V87L216 88H214ZM258 89V88H257ZM259 89H260V87H259ZM5 90V91H4ZM115 90V89H114ZM173 90V89H172ZM31 91H33V94H38V92H40V96H42L43 97V99H45L46 100V103L45 102H43V105H42V103H41V108L40 109H45V106H46V108H47V106L49 105L50 107L51 106H54L55 104H56V102H58V101H60L59 100V98H58V101H57V95L56 96H54L53 95V93L51 94L50 92V94L49 93H47V94H45L46 93V91L45 90H42L41 88L39 89V86H30L29 85V88H28V92H31ZM82 91V92H83ZM123 91H125V90H123ZM122 91V92H123ZM188 91V90H187ZM208 91V92H207ZM222 91V90H221ZM220 90L219 91H217L218 93H220L221 92ZM253 91H255L254 89H253ZM259 91H262V89L261 90H258V91H256V92H259ZM1 92V91H0ZM118 92V91H117ZM173 92V91H172ZM237 92V93H238ZM247 92V91H246ZM245 92V93H246ZM19 93V92H18ZM96 93V92H95ZM191 93V92H190ZM195 93V92H194ZM194 93H191L190 94V99H188V100H190L189 102L190 103H186V104H188V107L190 108V110H189V108H188V110L192 113H190L191 114V116H193V117H190V118H192V119H194L195 121H196V123H195V121H194V123H192L193 125H191L190 127L192 128V126H193V130L194 131H199L200 132V129H202V128H200V126L199 125H201V126H203V125H205L206 126V128H204V130H201V132H208V134H209V136H210V139H212L211 141H213L212 143H214L216 140V143L218 142V140H219V142H220V140H221V142H223V139H224V141L225 140H227V138L230 136V135H233V131H232V133L231 134H227L226 135V133H225V138H223V139H219V133H220V131H218V129H219V127L220 126H218V127H216L215 125H211V121H210V119H209V113H210V111H211V113H214V111L216 112L215 114L217 115V113H218V115H220L219 117L220 118H222V116L224 117L225 116V118H227V116H228V113L227 114H223V107L222 106H220V105H214V107H213V104L212 103H214V102H212L211 103V105L209 106V105H207V102H206V105H199L200 106V111H201V109H202V115H203V117H204V120L202 121V115H200V114H198V112H197V101H198V99H197V101H195V99L193 100L192 98H194L193 97V95H194ZM224 92L222 91V94H223ZM245 93H243V94H245ZM250 93V92H249ZM252 93V92H251ZM254 93V92H253ZM252 93V94H253ZM260 93V92H259ZM2 94V93H1ZM0 94V95H1ZM111 94V93H110ZM113 94V93H112ZM198 94L196 93L195 94V97H196V95L198 96ZM215 94H216V92H215ZM214 94V95H215ZM248 93H246V95H247ZM251 94V95H252ZM255 94V93H254ZM253 94V95H254ZM258 94V93H257ZM3 95V94H2ZM59 95V94H58ZM63 96H64V94H62ZM62 95H61V98H63L62 97ZM170 95H173L172 93L170 94ZM246 95H244L245 97H246ZM250 95V96H251ZM261 95V94H260ZM109 95H107L106 97H108ZM111 96H113V95H111ZM117 96H118V94H117ZM126 96V97H125ZM168 96H169V94H168ZM189 96V95H188ZM187 96V97H188ZM201 96H200V98H201ZM209 96V97H208ZM249 96V94L247 95V97ZM250 96H249V98H250ZM255 96H256V94H255ZM255 96H254V98H255ZM261 96H263V94L261 95ZM4 97V96H3ZM35 97V96H34ZM39 97V96H38ZM59 97V96H58ZM79 97V98H80ZM115 97H116V93H115ZM118 97V98H119ZM204 97V98H205ZM214 97V96H213ZM213 97H211V99H213V100H215V97L213 98ZM242 97H243V95H242ZM241 97V98H242ZM244 97V98H245ZM252 97V96H251ZM257 97V96H256ZM60 98V99H61ZM145 98V99H146ZM189 98V97H188ZM243 98V99H244ZM264 98V97H263ZM13 99V98H12ZM28 99V98H27ZM68 100L69 102H68V105H71L72 104V102L73 101H75V100H73V101H71L72 99H74V96L72 97V96H64V98L63 99H61L62 101L63 100ZM217 100L219 99V98H216ZM235 99V101H236V98H234ZM242 99V100H243ZM260 99V98H259ZM81 100V101H82ZM105 100H106V98H105ZM156 100V99H155ZM178 100V99H177ZM202 100V99H201ZM104 101V100H103ZM208 101V100H207ZM209 101H210V99H209ZM212 101V100H211ZM216 101V100H215ZM220 101V100H219ZM218 101V102H219ZM239 101V100H238ZM243 101H245V100H243ZM247 101V100H246ZM76 102V101H75ZM102 102V101H101ZM184 102H186V101H184ZM242 101H240V103H241ZM74 103V102H73ZM198 103H200V101L198 102ZM232 103H235V102H232ZM243 103V102H242ZM246 103V102H245ZM248 103V102H247ZM46 104V105H45ZM92 104V103H91ZM101 104V103H100ZM100 104L98 105V106H100ZM175 104H177V107L179 106V108H181L180 106V102H177L176 101V103ZM12 105V104H11ZM10 105V106H11ZM80 105V104H79ZM79 105L78 106H76L75 105V103H74V106H73V109H72V115L71 116H80V115H82L83 113L84 114H86V115H88L87 116V121L88 122H91V121H94L93 119L95 118V120H96V122L97 121H103V119H102V117H103V114L105 115V114H107V111H108V113H109V109L106 111V113H105V111H102L101 110V114H99L98 113V111L97 110H99V109H103L102 107L100 108H98V106L97 107H95V105H92L93 107H91V108H89V110H91L90 112L91 113H89V111H88V109L87 110H84L82 107H79ZM89 105H90V103H89ZM116 105V104H115ZM127 105H128V107H127ZM153 105V104H152ZM159 105V104H158ZM240 105V104H239ZM242 105V107H243V105H244V103L243 104H241ZM240 105V106H241ZM247 105V104H246ZM13 106V105H12ZM38 106V105H37ZM144 106V105H143ZM105 107V106H104ZM110 107V106H109ZM116 107V106H115ZM168 107V106H167ZM247 107V106H246ZM37 108V107H36ZM35 108V109H36ZM69 108V107H68ZM98 108V109H97ZM235 108V107H234ZM119 109H121V108H119ZM143 111L142 112H144V111H147L148 109H150L148 112H150L153 108H151V107H148L147 105L145 106V107H143ZM226 109V108H225ZM236 109H238V108H236ZM115 110H116V108H115ZM118 110V109H117ZM142 110V109H141ZM186 110V109H185ZM234 110V109H233ZM35 111V110H34ZM58 111V110H57ZM154 111V110H153ZM184 111V110H183ZM38 112V111H37ZM36 112V113H37ZM40 112H41V110H40ZM116 112V111H115ZM147 112V113H148ZM162 112V111H161ZM173 112V110H170V109H167V112H165V114L167 113H169V114H171ZM187 111H185V113H186ZM232 112H234V111H232ZM25 113V112H24ZM45 113V112H44ZM46 113H47V111H46ZM55 113V111H54V109L53 108H51L50 109V114L51 115H53ZM98 113V114H97ZM117 113V112H116ZM145 113V112H144ZM143 113V114H144ZM35 114V113H34ZM92 114V117H90V115ZM164 114V113H163ZM168 114V115H169ZM182 114H184V112L183 113H181V115ZM231 114V113H230ZM229 114V115H230ZM108 115V114H107ZM188 115V114H187ZM211 115V114H210ZM17 116V115H16ZM30 116H31V114H26V115H20L19 117H17V119H15V120H13L12 121V125H15V124H17L16 123V120H18V121H20V120H27V119H29L30 118ZM109 116V115H108ZM233 116H236L235 115V113L234 114H232L231 115V117H233ZM239 116V115H238ZM111 117V116H110ZM118 117V116H117ZM164 117V116H163ZM175 117V116H174ZM185 117V116H184ZM230 117V116H229ZM244 117V116H243ZM246 117V116H245ZM166 117H164V118H162L161 119V125H167V127H165L166 129L167 128H169L168 127V125L170 124V122H171V120H172V118H171V120L169 119V120H166L165 119ZM207 118V119H206ZM234 118H237V117H234ZM238 118H240V117H238ZM242 118V117H241ZM246 118H249V117H246ZM245 118V119H246ZM251 118V117H250ZM249 118V119H250ZM255 118V117H254ZM259 118V117H258ZM256 119V120H254V121H249L250 122V124L252 125L254 122H255V124H253V126H251L250 128H252L253 129V131H255V132H253L254 134L252 135V133H251V131H249V130H247V131H242V129H241V131L239 132L238 131V135H241V137L243 136H247L248 138L250 137L251 139H252V141L254 142L255 140H256V142L258 143V142H262V141H264V117H262V119ZM45 119H47L46 117H45ZM248 119V120H249ZM252 119V118H251ZM149 120V119H148ZM233 121L235 120V119H232ZM21 121V122H22ZM239 121H241V123L242 124H245V123H243L242 122V120H240L239 119ZM9 122V121H8ZM8 122H5L6 124H5V126L2 128V126H1V128H0V130H4V136H5V140L3 141V142H0V148H2L3 147V144H5V142L6 141H8L9 140V137H11L9 134H12V133H9V129H11V128H9L8 127V125H10V122H9V124L7 125V123ZM26 122V121H25ZM83 122V121H82ZM103 122H105V120L103 121ZM189 124H191L190 123V121H189V119H188V121H187ZM216 122V121H215ZM246 122V121H245ZM251 122H253V123H251ZM99 123V122H98ZM173 123V122H172ZM247 123V122H246ZM107 124H108V122H107ZM107 124H105L106 126H107ZM121 124V123H120ZM129 124V125H130ZM181 124V123H180ZM180 124H179V127H182V125L180 126ZM188 124V125H189ZM216 124H218V123H216ZM12 125H10V126H12ZM37 126H36V128H37V130H39L40 132H39V134L40 135H45L46 134V128L44 127V126H41L42 124H40V123H37L36 124ZM104 125V126H105ZM186 125H187V123H186ZM221 125V124H220ZM48 126V125H47ZM244 126V125H243ZM246 126V125H245ZM249 126V125H248ZM121 127V126H120ZM130 127V126H129ZM199 127V128H198ZM13 128V127H12ZM50 128V127H49ZM108 128V127H107ZM107 128H104V129H97L98 131H96V132H94V134H92L90 137H89V141L91 142V143H95L96 142V144H94L92 147H88L87 149H89L90 151L93 149V148H95L96 146H98L97 145V143H102V141H105L106 140V138H107V136H106V134L108 135V131L106 132V129ZM125 128L123 129V130H125ZM191 128H190V130H191ZM249 128V127H248ZM184 131H180V128H179V132L181 133H184V132H186L185 131V129L184 128H182ZM187 129H189V128H187ZM21 131L22 130V126H17V131ZM64 130V129H63ZM122 130V129H121ZM123 130L121 131L122 132V134H123ZM178 130V129H177ZM192 130V131H193ZM234 130V129H233ZM245 130V129H244ZM13 131V130H12ZM257 131H259V132H257ZM14 132V131H13ZM24 132V131H23ZM58 132V131H57ZM114 132H116V131H114ZM204 132L203 133H201V134H204ZM32 133V132H31ZM45 133V134H44ZM106 133V134H105ZM112 133V132H111ZM181 133V134H182ZM236 133H237V131H236ZM6 134H7V136H6ZM29 134H30V132H29ZM115 134V133H114ZM114 134H112V135H114ZM117 134V133H116ZM119 134V133H118ZM121 134V133H120ZM125 134H127V133H125ZM172 134V133H171ZM178 134V133H177ZM259 134V135H258ZM84 135V134H83ZM110 135V134H109ZM167 135V134H166ZM15 136H16V134H15ZM55 136V135H54ZM101 136V137H100ZM123 136V135H122ZM173 136V135H172ZM19 137V135L18 136H16L15 137V140L17 139ZM87 137V136H86ZM100 137V138H99ZM114 137V136H113ZM148 137V136H147ZM175 137H176V135H175ZM84 138L85 137H83L82 139L84 140ZM109 138H112V137H109ZM123 138V137H122ZM124 138H126V136L124 135ZM168 138V137H167ZM247 138V139H248ZM13 139V138H12ZM86 139V138H85ZM108 139V138H107ZM113 140H114V138H112ZM209 139V140H210ZM233 139V138H232ZM250 139V140H251ZM81 140V139H80ZM112 140V141H113ZM173 140V139H172ZM178 140V139H177ZM180 140V139H179ZM178 140V141H179ZM229 140V139H228ZM243 140V139H242ZM242 140H240V142L242 141ZM41 141V140H40ZM85 141V140H84ZM88 141V140H87ZM86 141V142H87ZM136 141V140H135ZM182 143H183V141H182V139L180 140ZM15 142H17V141H15ZM79 142V141H78ZM81 142L84 144V142L81 140ZM85 142V143H86ZM105 142H107V141H105ZM133 142H134V139H133ZM173 142V141H172ZM191 141H189V142H187V143H185L184 145H191V144H189ZM197 142V141H196ZM218 142V143H219ZM221 142L219 143V144H221ZM238 142V141H237ZM76 143V142H75ZM216 143H214V147H213V149L218 145H216L215 146V144ZM239 143V142H238ZM250 143V142H249ZM45 144V143H44ZM88 143H86V145H87ZM112 144V143H111ZM115 144V143H114ZM130 144V143H129ZM128 144V145H129ZM148 144V145H149ZM222 144H224V143H222ZM221 144V145H222ZM237 144V143H236ZM246 144V141H245V143L244 144H239L238 145V152H239V157H240V160H242V158L244 159V161H245V163H246V165H247V167L244 169V172H245V170L246 169H253V166L255 165V164H257V168H261L263 165H264V162L262 161V162H258L257 161V163L256 162H254L255 161V157L253 158L254 159V161H253V159H252V157L250 158L249 156H248V152H249V148H246V146H247V144ZM252 144V143H251ZM65 145V144H64ZM253 145V144H252ZM261 145V144H260ZM140 146V145H139ZM181 146V145H180ZM219 146V145H218ZM217 146V147H218ZM224 146V145H223ZM223 146H221V147H223ZM24 147H26V146H24ZM141 147V146H140ZM146 147V146H145ZM149 147V146H148ZM147 147V148H148ZM152 147V146H151ZM155 147V146H154ZM185 147V146H184ZM189 147V146H188ZM263 147H264V145H263ZM107 148V147H106ZM122 148V147H121ZM144 148V147H143ZM150 148V147H149ZM196 148V147H195ZM224 148V147H223ZM25 149V148H24ZM29 149V148H28ZM45 149V148H44ZM44 149L42 148V144H37L36 146H35V154H36V158H33V159H35L36 160V162H34V165H32V167H35L34 168V175H36L35 177H36V179H33V180H30L29 178H28V183H25V186H24V188H23V190L24 191H26V193L27 194H30L31 195V192H33V190H38V188H39V194H40V199L39 200H37L36 202H35V204H34V206H33V209L35 208V207H38V206H40L44 201H46L45 203H44V205H43V209H44V213H45V215L46 214H48L49 216H51V215H53V214H56V215H58L59 217H60V219L59 220H57V221H60V226L62 227V228H64V229H71V230H73L74 231V228L72 227V224L70 223V220L68 221V218H70V217H68V213H70L71 212V210H70V212L69 211H65V209H64V207H62L63 205L65 206V204H63V202L65 201H62L63 199H65L64 197H63V199H60V203L61 204H59V202L57 201V199H58V197H59V193H58V188H59V186H58V178L57 177H52V175H49V174H51V173H49L48 174V172H49V170H51V168H53L54 166H55V164H53V162H52V159L53 158H51L50 156H49V159H48V161H47V163L45 162V163H42V154L44 153ZM86 149V150H87ZM151 149V148H150ZM219 149V148H218ZM222 149V148H221ZM226 149V148H225ZM228 149V148H227ZM4 150V149H3ZM45 150H47V149H45ZM106 150V149H105ZM118 150V149H117ZM135 150V149H134ZM137 150V149H136ZM147 150V149H146ZM182 150V149H181ZM48 151V150H47ZM169 151V150H168ZM171 151H172V149H171ZM218 151V150H217ZM228 151V150H227ZM4 152V151H3ZM51 152V151H50ZM89 152V151H88ZM99 152V151H98ZM135 152V151H134ZM145 152V151H144ZM148 152V151H147ZM170 152V151H169ZM168 152V153H169ZM176 152V156H174V157H176V159H175V161H173L172 162V160L174 159H172V160H170L172 163H170V164H172V165H174L176 168H178V169H184V168H186L187 170H189V166H190V164H189V162H188V160L186 161V160H182V156L183 155H181L182 153L181 152H183V151H180V150H176L175 151ZM106 153V152H105ZM150 153V152H149ZM165 153V152H164ZM208 153V152H207ZM250 153V152H249ZM5 154H6V152H5ZM34 154V153H33ZM45 154H46V152H45ZM51 154V153H50ZM63 154V153H62ZM163 154V153H162ZM161 154V155H162ZM170 154V153H169ZM173 155H174V153H172ZM209 154V153H208ZM44 155V154H43ZM69 155V154H68ZM100 155V154H99ZM106 155V154H105ZM123 155V154H122ZM143 155H145V154H143ZM149 155V154H148ZM164 155V154H163ZM162 155V156H163ZM252 155V154H251ZM264 155V154H263ZM46 156V155H45ZM56 156V155H55ZM62 156V155H61ZM67 155H64V157H66ZM142 156V155H141ZM165 156V155H164ZM171 155H169V157H170ZM200 156V155H199ZM134 157V156H133ZM144 156H142V157H139V158H143ZM203 157V156H202ZM31 158V159H32ZM56 158V157H55ZM136 158H138V157H136ZM166 158V157H165ZM184 158V157H183ZM210 158L211 157H209V156H207L206 154L204 155V157L203 158H201V160L200 159H198V160H200V161H204L205 162V164H206V162H212L211 160H210ZM145 159V158H144ZM146 159H147V157H146ZM145 159V160H146ZM148 159H149V157H148ZM147 159V160H148ZM170 159V158H169ZM218 159V158H217ZM226 159H228V157L226 158ZM226 159H224V160H226ZM232 159V158H231ZM261 159V158H260ZM13 159L12 158H5L4 156L2 157V155L0 156V257L2 256V257H4L3 255H1V253L2 252H4V250H6L5 249V245L7 244H10V246H11V239L13 238V235L11 234H8L10 231H9V227L11 226L12 227V225H15V224H18V225H16V226H18L19 228L21 227V228H28L29 227V225L27 224V223H20V221H21V219H22V216H21V218H19L20 220L18 221V218L16 219L17 221H15L14 219V217L15 216H17V215H19L20 214V212H22V213H27V214H29V218H28V221H29V219L30 218H32L33 216H36L37 214H35L34 213V210L32 209V208H29L28 206V209L24 206L23 208H19L20 210L18 211L17 210V208L23 203V200H25V199H27V198H25V197H21V196H19V194L18 195H15V193H13V194H11V193H9V191H8V185H7V183H9L8 181L10 180V177H9V174H10V165H12V163L15 161H12ZM45 160V159H44ZM53 160H56V159H53ZM163 161H164V158L162 159ZM167 160V159H166ZM219 160V159H218ZM263 160H264V158H263ZM131 161V160H130ZM168 161V160H167ZM214 161V160H213ZM217 161V160H216ZM137 162V161H136ZM142 162H144V161H142ZM149 162V161H148ZM147 162V163H148ZM188 162V163H187ZM218 162V161H217ZM226 162H228V161H226ZM230 162V161H229ZM243 162V161H242ZM132 163V162H131ZM163 163V162H162ZM203 163V162H202ZM244 163V164H245ZM46 164V165H45ZM151 164V163H150ZM209 164V163H208ZM207 164V165H208ZM215 164V163H214ZM214 164H212V165H214ZM218 164H221V163H217V165ZM239 164H240V162H239ZM239 164L234 160V159H232L231 160V168H233V169H235L236 171H238V172H240V173H242L243 171H242V166H243V164L241 165V167L239 166ZM44 165V166H43ZM57 165V164H56ZM140 165V164H139ZM171 165V166H172ZM222 165V164H221ZM221 165H218L217 167H215V169L217 170V171H219L218 173H220V171H222V169H221ZM226 165V164H225ZM44 168H43V167ZM134 166V165H133ZM142 166V165H141ZM173 166V168L175 169V172H176V168ZM192 166V165H191ZM18 167V166H17ZM145 167V166H144ZM151 167V166H150ZM213 167V166H212ZM57 168H58V166H57ZM172 168V167H171ZM193 168V167H192ZM63 169V168H62ZM84 169V168H83ZM177 169V170H178ZM57 169H55V171H56ZM59 170V169H58ZM148 170V169H147ZM155 170V169H154ZM173 170V169H172ZM194 170V169H193ZM264 170V169H263ZM263 170H262V172H263ZM19 173H21V174H25V176H27V177H30V178H33V175H32V173L30 172V171H28L27 169H24V170H20L19 169ZM45 171H46V174H48L49 175V179H47L46 177H45ZM59 171H61V169L59 170ZM58 171V172H59ZM123 171V170H122ZM253 171V170H252ZM57 172V171H56ZM67 172V171H66ZM123 172H125V171H123ZM174 172V171H173ZM182 171H180V173H181ZM183 172H184V170H183ZM194 172H195V170H194ZM224 172V171H223ZM230 172V171H229ZM243 172V173H244ZM249 172V171H248ZM254 172H256V171H254ZM261 172V173H262ZM99 173V172H98ZM97 173V174H98ZM153 173V171L151 172V173H149L150 175ZM178 173V172H177ZM188 173V172H187ZM190 173V172H189ZM225 173V172H224ZM54 174V173H53ZM62 175L60 172L56 175V176H58V175ZM95 174V173H94ZM175 174V173H174ZM192 175H193V173H191ZM234 174V173H233ZM237 174V173H236ZM250 174V173H249ZM101 177H103L104 175H106V174H103L102 172H101ZM100 175H99V177H100ZM140 175V174H139ZM183 175V174H182ZM182 175H180V176H182ZM188 175V174H187ZM195 175V174H194ZM225 175V174H224ZM223 175V176H224ZM240 175V174H239ZM54 176V175H53ZM73 176V175H72ZM143 176V175H142ZM141 176V177H142ZM148 176V175H147ZM165 176V175H164ZM175 176V175H174ZM176 176H178V175H176ZM190 176V175H189ZM214 176V175H213ZM259 176V175H258ZM261 176V175H260ZM263 176V175H262ZM98 177V176H97ZM98 177V178H99ZM100 177V178H101ZM149 177V176H148ZM147 177V178H148ZM170 177V176H169ZM169 177H167V178H169ZM222 177V176H221ZM220 177V178H221ZM60 178V177H59ZM185 178V177H184ZM193 178V177H192ZM216 178H217V176H216ZM219 178V177H218ZM66 179V178H65ZM123 179H124V176H123ZM174 179V178H173ZM194 179H195V177H194ZM210 179H211V177H210ZM241 179V178H240ZM239 179V180H240ZM264 179V178H263ZM69 180V179H68ZM76 180V179H75ZM170 180H171V178H170ZM213 180V179H212ZM216 180V179H215ZM218 180V179H217ZM222 180V179H221ZM252 180H254V182L252 181ZM251 180V182H253L252 184H250V185H253V186H256V185H258V184H256V182L257 181H255V179H252ZM11 181V180H10ZM143 181V180H142ZM165 181V180H164ZM185 181V180H184ZM184 181H183V183H184ZM193 181V180H192ZM197 181V180H196ZM220 181V180H219ZM223 181V180H222ZM68 182V181H67ZM70 182V181H69ZM103 182V181H102ZM166 182V181H165ZM211 182V181H210ZM226 182V181H225ZM233 182V181H232ZM261 182H262V180H261ZM264 182V181H263ZM76 183V182H75ZM192 183V182H191ZM191 183H188V184H190L191 185ZM196 183V182H195ZM206 183H208V182H206ZM205 183V184H206ZM217 183H219V182H217ZM223 183V182H222ZM259 183V182H258ZM34 184H38V185H34ZM53 185V189H54V191L56 192V193H51V187H50V185ZM81 184V183H80ZM193 184V183H192ZM212 184H213V182H212ZM221 184V183H220ZM236 184V183H235ZM238 184H239V182H238ZM264 184V183H263ZM45 185H49L48 187H50V189L48 188V190H45V188L47 187H45ZM186 185H187V183H186ZM243 185V184H242ZM261 185V184H260ZM22 186V187H23ZM35 186L37 187V186H39L37 189H34L35 188ZM165 186V185H164ZM189 186V185H188ZM208 186V185H207ZM221 186V185H220ZM223 186V185H222ZM65 187V186H64ZM236 187V186H235ZM241 184H239L238 185V190H241V188H243V187H241ZM75 188V187H74ZM191 188V187H190ZM195 188V187H194ZM222 188V187H221ZM252 188H254V187H252ZM251 188V189H252ZM256 188H257V186H256ZM42 189H43V191H42ZM110 189V188H109ZM165 189V188H164ZM172 189V188H171ZM261 189V188H260ZM22 190V191H23ZM41 190V191H40ZM77 190V189H76ZM102 190V189H101ZM174 190V189H173ZM193 190V189H192ZM102 191H104L105 192V190H102ZM109 191L110 190H108V193H109ZM170 191V190H169ZM169 191H168V193L166 194V193H164L162 196H164V198L167 200L166 202L168 203H171V204H173L172 206H174L175 204H177V208H179V206L181 207L182 205H178L180 202H175V200L174 199H171L170 198V196L168 195L169 194ZM197 191V190H196ZM247 191V190H246ZM252 191H254V190H252ZM53 192V191H52ZM114 192V191H113ZM121 193V194H125V192L123 191V190H118V193ZM176 192V191H175ZM174 192V193H175ZM200 192V191H199ZM202 192V191H201ZM240 192V191H239ZM244 192V191H243ZM248 192H250V191H248ZM260 192V191H259ZM262 192H263V189H262ZM262 192H260L262 195H264V192L262 193ZM24 193V192H23ZM22 193V194H23ZM38 193H36V194H38ZM117 193V194H118ZM238 193V192H237ZM246 193V192H245ZM34 194V193H33ZM61 194V193H60ZM157 194V193H156ZM250 195L251 193H247V195ZM254 194V193H253ZM253 194H251V195H253ZM255 194H258L257 192L255 193ZM254 194V195H255ZM261 194H259V198H260V195ZM26 195V194H25ZM171 195V194H170ZM201 195V194H200ZM235 195V194H234ZM253 195V196H254ZM261 195V197H263ZM127 196H129V195H127ZM174 196V195H173ZM176 196V195H175ZM181 196V195H180ZM186 196H188V195H186ZM252 196V197H253ZM50 197V198H49ZM114 197H116V196H114ZM190 197V196H189ZM189 197H188V199H189ZM196 197H201V196H196ZM249 197H251V196H249ZM248 196H247V198H246V200L248 201V198H249ZM252 197H251V200H252ZM22 198V199H21ZM173 198H175V197H173ZM184 198V197H183ZM187 198V197H186ZM220 198V197H219ZM254 198V197H253ZM256 199H257V195H256V197H255ZM253 199V201H250V204H252V202H254L255 203V200L256 199ZM149 199V198H148ZM181 199V198H180ZM179 198H178V200H180ZM185 199V198H184ZM183 199V200H184ZM203 202H205V203H208L207 201H209V200H207L208 198H207V196H204V195H202V197L200 198ZM221 199V198H220ZM67 200V199H66ZM95 200V199H94ZM94 200L92 201V202H94ZM151 200V199H150ZM176 200H177V198H176ZM182 200V199H181ZM218 200V199H217ZM235 200V199H234ZM12 201H14L15 202V204H11V202ZM118 201V200H117ZM142 201V200H141ZM145 201V200H144ZM154 201V200H153ZM187 201V200H186ZM190 201V200H189ZM200 201V200H199ZM201 201V202H202ZM219 201V200H218ZM221 201V200H220ZM237 201V200H236ZM245 201V200H244ZM243 201V202H244ZM249 201H248V203H249ZM257 201V200H256ZM260 201V200H259ZM57 202H58V206H57ZM96 202V201H95ZM126 202V201H125ZM165 202V201H164ZM233 202H235V201H233ZM53 204V205H50V206H48V204ZM65 203V202H64ZM67 203H69V202H67ZM74 203V202H73ZM97 203V202H96ZM95 203V204H96ZM147 203V202H146ZM175 203V204H174ZM183 203V202H182ZM191 203V202H190ZM211 203V202H210ZM225 203V202H224ZM241 203V202H240ZM246 203V202H245ZM247 203V204H248ZM262 203V202H261ZM264 203V202H263ZM24 204V203H23ZM150 204H152V203H150ZM202 204V203H201ZM204 204V203H203ZM212 204V203H211ZM213 204H214V202H213ZM216 204H217V206H219L221 209H219V210H225L227 207L226 206H224V205H222V204H220L219 202L217 203L216 202ZM216 204H214L215 206H216ZM233 204V203H232ZM256 204V203H255ZM255 204H252V205H255ZM259 204V203H258ZM8 205H11V206H8ZM47 205V206H46ZM59 205H61V206H59ZM195 205V204H194ZM204 205H206V204H204ZM208 205V204H207ZM207 205H206V207H207ZM260 205V204H259ZM259 205H257L256 204V206L258 207ZM70 206V205H69ZM92 206V205H91ZM96 206V205H95ZM151 206V205H150ZM171 206V207H172ZM176 206V205H175ZM192 206V205H191ZM201 206H203V205H201ZM250 206V205H249ZM11 207V208H10ZM68 207V206H67ZM193 207V206H192ZM213 207V206H212ZM233 207V206H232ZM243 207V206H242ZM176 208V207H175ZM174 208V209H175ZM182 208V207H181ZM180 208V209H181ZM217 208V207H216ZM248 208V207H247ZM68 209V208H67ZM160 209V208H159ZM165 209V208H164ZM179 209V210H180ZM202 209H205V207L204 208H202ZM218 209V208H217ZM42 210V209H41ZM101 210V209H100ZM103 210H105V209H103ZM114 210V209H113ZM131 210V209H130ZM178 210V209H177ZM207 210V209H206ZM229 210V209H228ZM248 210V209H247ZM107 211H108V209H107ZM110 211V210H109ZM160 211H161V209H160ZM158 212L157 211V214H156V217H157V219L158 220H160V218H162L163 216H165L163 213H164V211H162V212ZM176 211V210H175ZM190 211V210H189ZM37 212V211H36ZM66 212H68L67 214V217H66V215H65V213ZM89 212V211H88ZM105 212V211H104ZM206 212V211H205ZM214 212V211H213ZM229 212V214H231L232 216H234V215H237V217L238 216H241V217H243V216H245L246 214H247V211L245 210V208L243 207V208H241V205L239 204V202H237V203H234V207L231 209V210H229L228 211ZM130 213V212H129ZM168 214H169V211L167 212ZM41 214V213H40ZM153 214V213H152ZM155 214V213H154ZM184 214V213H183ZM192 214V213H191ZM206 214V213H205ZM218 214V213H217ZM42 215V214H41ZM185 215H187L186 213H185ZM212 215V214H211ZM219 215V214H218ZM27 216V215H26ZM182 216H184V215H182ZM220 216V215H219ZM221 216H222V214H221ZM247 216V215H246ZM18 217V216H17ZM56 217V216H55ZM94 217V216H93ZM153 217V216H152ZM186 217V216H185ZM235 217V216H234ZM236 217V218H237ZM248 217H249V215H248ZM257 217V216H256ZM41 218H44V217H41ZM58 218V217H57ZM108 218V217H107ZM135 218V217H134ZM141 218V217H140ZM183 218V217H182ZM191 218V217H190ZM195 218V217H194ZM208 218V217H207ZM33 219V218H32ZM39 219V218H38ZM96 219V218H95ZM143 219V218H142ZM142 219L138 222V220H137V222L140 224V222L141 223H144V222H142ZM145 219H146V217H145ZM187 219V218H186ZM186 219H184V220H182V221H185ZM209 219V218H208ZM233 218H231V220H232ZM238 219H239V217H238ZM248 219V218H247ZM263 219H264V217H263ZM23 220V219H22ZM219 220V219H218ZM230 220V219H229ZM26 221V220H25ZM45 219H44V221H43V219L40 221V220H38L37 221V223L35 224L36 226L35 227H42V228H45L46 227V223H45ZM80 221V220H79ZM79 221L77 220V222H78V224H80V225H83V224H81V223H79ZM85 221V220H84ZM108 221H109V219H108ZM145 221V220H144ZM147 221V220H146ZM221 221V220H220ZM24 222V221H23ZM34 222V221H33ZM76 222V221H75ZM81 222V221H80ZM97 222V221H96ZM95 222V223H96ZM99 222V221H98ZM120 222V221H119ZM186 222V221H185ZM197 222V221H196ZM264 222V221H263ZM20 223V224H19ZM29 223V222H28ZM145 223H147V222H145ZM192 223V222H191ZM214 223V222H213ZM22 224H23V226H22ZM121 224H122V222H121ZM139 224H134V225H136V226H138ZM150 224V223H149ZM186 224H188L187 222H186ZM184 225V226H188L187 227V229H186V231H187V236H186V238L184 239V236H183V239H184V246H186L187 245V242H188V240H189V237L190 236H193V232L195 231L194 229H193V227L191 228L189 225ZM198 224V223H197ZM201 224V223H200ZM231 224H232V222H231ZM233 224H234V222H233ZM32 225V224H31ZM102 225V224H101ZM206 226H208L209 227V233L208 234H211L212 236L211 237H208V238H211V239H209V240H211V241H208V240H205V237L204 236H202L201 237V242H202V246L200 247V258H197V260L199 259V261L197 262L198 264H219V262H218V260L216 261V257L214 258L213 257V255H212V250H211V248L212 247H222L223 249H222V251H225V249L230 245L229 243H231L230 241H231V237H233L232 236V234H231V232H229V231H227L228 229H221V230H217L216 232H213L212 230V223L211 222H209V221H207L206 222V224H205ZM63 226H65V227H63ZM74 226V225H73ZM98 226H99V224H98ZM118 226V225H117ZM141 226H142V224H141ZM141 226L139 225L138 227H140V229H141ZM145 226V225H144ZM193 226V225H192ZM225 226V225H224ZM230 226V225H229ZM260 226V225H259ZM74 227H76L77 228V226H74ZM146 227V226H145ZM171 227V226H170ZM221 227V226H220ZM19 228H17V229H19ZM30 228V227H29ZM149 228V227H148ZM207 228V227H206ZM214 228H215V226H214ZM219 228V227H218ZM261 228V227H260ZM63 229V230H64ZM78 229V228H77ZM134 229H136V227L134 228ZM139 229V228H138ZM145 229H147V228H145ZM152 229V227L150 228V230ZM170 229V228H169ZM172 229H173V227H172ZM171 229V230H172ZM194 231H193V230ZM204 229V228H203ZM20 230V229H19ZM61 230V229H60ZM68 230V231H69ZM174 230V229H173ZM176 230V229H175ZM202 230V229H201ZM243 230V229H242ZM261 230H262V232L264 231V228L262 229L261 228ZM261 230H259V231H261ZM8 231V232H7ZM136 231V230H135ZM145 231V230H144ZM21 232V231H20ZM46 232V231H45ZM139 232V231H138ZM142 232V231H141ZM152 232H153V230H152ZM155 232H156V230H155ZM175 232V231H174ZM176 232H177V230H176ZM178 232H180V230L178 231ZM196 232V231H195ZM194 232V233H195ZM256 232V231H255ZM254 232V233H255ZM261 232V234H263ZM67 233V232H66ZM137 233V232H136ZM169 233V232H168ZM48 234V233H47ZM69 234V233H68ZM152 234V233H151ZM157 234H158V232H157ZM184 234V233H183ZM196 234V233H195ZM248 234H249V232H248ZM260 234V233H259ZM49 235V234H48ZM51 235H53V234H51ZM197 235V234H196ZM201 235H204V234H202L201 233ZM200 235V236H201ZM258 235V234H257ZM264 235V234H263ZM11 236H12V238H11ZM36 235H34V239H33V241L31 242V243H27L26 242V240L25 239H19L18 241H17V244L20 246V252H19V259L20 260H24L25 262L27 261V263H29V264H31V262L33 261V263L32 264H44V262H45V258H44V256H45V251H43V249L41 248V247H39L38 246V244L36 243V237H35ZM153 236V235H152ZM210 236V235H209ZM253 236V235H252ZM135 238H136V236H134ZM149 237H150V235H149ZM198 237V236H197ZM258 237V236H257ZM155 238V237H154ZM161 238V237H160ZM159 238V239H160ZM181 238V237H180ZM199 238V237H198ZM259 238V237H258ZM257 238V239H258ZM134 239V238H133ZM137 239V238H136ZM157 239V238H156ZM13 240V239H12ZM83 240V239H82ZM82 240H76L75 241V245L76 244H78V243H81L82 242ZM111 240V239H110ZM152 240V244L151 245H153L154 246V248H155V246L156 245H159L158 244V240L157 241H153V238L151 239ZM151 240H150V243H151ZM164 240V239H163ZM233 240V239H232ZM60 238L59 237H53V236H46V235H42V237H41V241H39V242H44L45 244L47 243V244H51L52 246L53 245H57V244H60ZM63 241V240H62ZM191 241H192V239H191ZM86 243V244H88V246L90 245L91 247H94V249H96V248H105L106 249V247H108V246H110V244L109 245H107V243H108V241H98V240H95V238L94 237H92V236H88V238H87V240H84L83 242H82V244L83 243ZM13 243V242H12ZM116 242H112L111 244H115ZM166 243V242H165ZM181 243V242H180ZM244 243V242H243ZM229 244V245H228ZM85 245V244H84ZM166 245V244H165ZM220 245H222V246H220ZM118 245H116L114 248H120V247H117ZM167 246V245H166ZM171 246V245H170ZM183 246V247H184ZM188 246V245H187ZM82 247V246H81ZM169 247V246H168ZM181 247V246H180ZM245 247V246H244ZM83 248V247H82ZM88 248V247H87ZM86 247H85V249H87ZM153 248V247H152ZM157 248V247H156ZM165 248V247H164ZM173 248V247H172ZM182 248V247H181ZM55 249V248H54ZM84 249V248H83ZM159 249V248H158ZM158 249H156V250H154L152 253H153V255L154 256H156L155 254V251L157 252V251H159ZM216 249V248H215ZM219 249V248H218ZM53 250V249H52ZM62 250V251H61ZM61 250H59V251H61L60 252V254H62V252L64 251V249L62 248ZM74 250H76L77 251V249H74ZM183 250V249H182ZM194 250V249H193ZM227 250V249H226ZM241 250H242V248H241ZM184 252H185V257H183V260L181 259V261H179V262H181V264H192V263H189V261L188 260H190V259H188L187 261H184L185 259L184 258H186V256H189L190 254H189V251H188V248H184V250H183ZM220 251V250H219ZM47 252V251H46ZM53 252H55L54 250H53ZM65 252V251H64ZM66 252H68V251H66ZM87 252V251H86ZM130 252V251H129ZM135 252H136V250H135ZM172 252V251H171ZM221 252V251H220ZM69 253H71V252H69ZM133 253V252H132ZM138 253V252H137ZM182 253V252H181ZM180 253V254H181ZM191 253V252H190ZM223 253V252H222ZM3 254V253H2ZM5 255H6V253H4ZM76 254H77V252H76ZM215 254H217V253H215ZM214 254V255H215ZM53 255H55L56 257L59 255V254H56V253H54ZM75 255V253H71L70 254V256L69 257H71L72 258V256H74ZM167 255V254H166ZM247 255V257L246 256H244V257H242V258H237V260H230V259H228V258H224L221 262H220V264H264V250L262 249V248H260V249H254V250H252V251H249V253L248 254H246ZM2 257H1V259H2ZM171 257V256H170ZM6 258V257H5ZM4 258V259H5ZM14 259L16 258V257H13ZM60 258V257H59ZM172 258V257H171ZM189 258V257H188ZM221 258V257H220ZM12 259V258H11ZM13 259V260H14ZM32 261H31V260ZM142 259H144V258H142ZM141 259V260H142ZM170 259V258H169ZM168 259V260H169ZM196 259V258H195ZM5 260H8V259H5ZM20 260L18 261V260H14L13 261V263H11V264H18L19 262H20ZM140 260V259H139ZM137 261V259L136 260H134V262H133V264H143V263H145L146 262V260H142V261ZM31 261V262H30ZM47 261V260H46ZM75 261V260H74ZM173 261H175L174 259L173 260H169V262L171 263V264H178V263H175V262H173ZM8 262V261H7ZM37 262V263H36ZM103 262V261H102ZM192 262V261H191ZM46 263V262H45ZM96 263V262H95ZM152 263V262H151ZM69 264V263H68ZM72 264H73V262H72ZM102 264V263H101Z\"/></svg>",
	"mask_w": 264,
	"mask_h": 264
}]
</instances>
